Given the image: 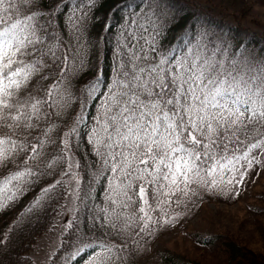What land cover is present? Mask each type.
Returning <instances> with one entry per match:
<instances>
[{"label":"snow or ice","instance_id":"obj_1","mask_svg":"<svg viewBox=\"0 0 264 264\" xmlns=\"http://www.w3.org/2000/svg\"><path fill=\"white\" fill-rule=\"evenodd\" d=\"M98 6L0 0V264H157L264 171V51L199 16L162 44L181 0Z\"/></svg>","mask_w":264,"mask_h":264},{"label":"rangeland","instance_id":"obj_2","mask_svg":"<svg viewBox=\"0 0 264 264\" xmlns=\"http://www.w3.org/2000/svg\"><path fill=\"white\" fill-rule=\"evenodd\" d=\"M208 1V0H207ZM231 12H245L264 22V0H209ZM260 209V210H258ZM225 233L233 235L264 261V171L257 169L247 179L238 198L214 196L205 198L191 217L186 215L172 229L157 238L152 252L174 250L187 256L202 258L206 264H224L223 259H213L204 254L200 257L192 247L191 234ZM153 259L152 257H149ZM148 259V258H147Z\"/></svg>","mask_w":264,"mask_h":264},{"label":"trees","instance_id":"obj_3","mask_svg":"<svg viewBox=\"0 0 264 264\" xmlns=\"http://www.w3.org/2000/svg\"><path fill=\"white\" fill-rule=\"evenodd\" d=\"M115 2L116 0H99V6L95 9V13L101 18V21L105 14L109 13V9ZM181 3L184 4L182 19L169 29L167 36L162 40V44L172 43L175 40L176 33L184 23L190 21L194 16H199L201 19L207 20L217 31L222 32L225 36L232 37L236 41H245L249 47L264 51V22L260 19L251 17L245 12L239 13L225 10L209 0H181ZM116 15L118 17L119 14L117 13ZM99 30L100 23H96L91 32L95 35ZM105 65L107 67V59H105ZM97 191L99 194L100 190L98 189ZM21 203H23V200ZM18 207L19 205H17ZM11 215V212L0 213V228L5 225ZM188 217H191V214ZM167 231L161 232L156 239ZM190 238L192 239L191 245L193 249L195 252L200 253V257L207 254L213 256V259L221 260L222 258L224 264H264L262 258H259L260 256L252 254L250 249L239 242L233 235L225 233H194L191 234ZM154 242H151L152 246ZM147 258L151 264L152 259ZM155 259L157 264H206L202 262V258L199 261L196 256H187L174 250H164Z\"/></svg>","mask_w":264,"mask_h":264}]
</instances>
